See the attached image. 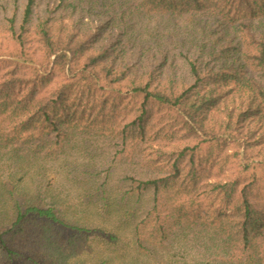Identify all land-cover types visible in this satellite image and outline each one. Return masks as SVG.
<instances>
[{"label": "trees", "instance_id": "16d2710c", "mask_svg": "<svg viewBox=\"0 0 264 264\" xmlns=\"http://www.w3.org/2000/svg\"><path fill=\"white\" fill-rule=\"evenodd\" d=\"M100 2L21 0L11 10L6 31L20 50L0 63L4 157L51 162L83 143L124 165L131 184L124 179L117 203L109 204L101 188L91 203L100 214L119 216L121 225L131 227L138 255L130 264H161L157 260L163 255L154 256L162 252L165 264H264L260 182L240 189V178L209 182L210 175L194 169L196 151L206 143L234 145L247 161L258 149L256 158L264 166L259 153L264 146V0H108L101 4L115 12L108 22L96 28L82 23ZM166 13L218 17L231 25L240 41L229 40L225 52L240 54V65L219 74L200 58H184L187 77L166 71L159 78L157 72L170 62L167 51L158 53L161 61L153 65H161L149 72L141 63L119 62L114 48L119 40L102 42L108 26L121 29L125 44L124 38L130 42L132 37L127 20ZM31 32L42 54L38 63L25 50ZM139 53L144 54L143 47ZM187 159L191 169L182 179ZM250 168L245 164L246 171ZM13 186L0 182V245L7 254L21 256L8 249L7 240H22L36 223L59 225L109 246L118 243L119 236L99 225L60 217L56 201L20 195ZM200 188L204 196L195 195ZM190 196L198 201L190 198L187 204L183 199ZM188 206L196 209L190 212Z\"/></svg>", "mask_w": 264, "mask_h": 264}, {"label": "rangeland", "instance_id": "374dc122", "mask_svg": "<svg viewBox=\"0 0 264 264\" xmlns=\"http://www.w3.org/2000/svg\"><path fill=\"white\" fill-rule=\"evenodd\" d=\"M97 1L101 2L99 7L92 11L95 13H90L88 18L82 20V23H91L92 28L105 24L115 13L109 6L101 5L108 0H95ZM20 4L21 0H0L1 64L7 60L9 53L20 50L19 45L11 40L10 33L6 31L11 10ZM125 26L132 35L131 38H127L130 42L124 38V44L119 39L121 29L110 26L106 28L107 33L102 42L119 40V44L114 46L119 62L131 65L141 63L149 72L161 65L158 63L153 65L154 61H161V55L158 53L167 51L170 62L157 72L159 78L166 71H174L178 78L187 77L188 64L184 58H200L204 63L208 62L211 68L213 66L215 72L219 74L231 73V70L241 62L238 57L240 54L225 52L230 49L227 46L229 40L234 39L236 43L240 41L237 39V30L218 17L151 14L139 21L127 20ZM25 38H27L25 50L38 63L42 54L38 51L33 33H28ZM244 40L246 45L250 42L248 37ZM141 47L144 48L143 55L139 53ZM212 51L215 53L212 56L208 55ZM186 82H191V79ZM123 89V92H126V88ZM217 116L219 117L218 114ZM258 127L261 128L260 125ZM75 144L73 143L71 147ZM76 146L78 147L72 152L68 151L67 155L59 156L57 160L51 162L4 157V151L0 149V182H8L10 189H14L13 184L16 183L17 193L20 195L39 194L48 201H56L63 211L60 217L77 225L90 227L99 225L107 232L119 236L118 243L109 246L92 238L87 239L80 232L67 230L59 225L50 224L47 227L45 224L36 223L31 225L33 228L27 237L21 236L22 240H17L16 243L7 240L8 249L19 252L21 255L19 258L7 254L0 245V264H130L138 255L132 243L131 227L125 228L121 225L119 216L100 214V209L91 203L96 200L95 192L100 188L109 198V204L117 203L116 196L123 187L124 179L131 174L130 171L122 164L112 163L111 159L107 161L100 157L99 149H91V146L83 143ZM259 148L260 157L263 159L264 146ZM237 150L234 145L221 148L218 144H202L196 151L194 169L210 175L209 182L225 183L240 178L243 181L240 189L243 187L242 184L258 180L260 183L256 190L264 192V166L255 155L258 149L250 151L252 155L249 161L240 153L237 154ZM189 163L190 160L187 159L183 164L182 179L191 169ZM247 163L251 164L249 171L244 169ZM126 182L131 184L128 179ZM195 195L204 196L202 188ZM190 198L197 200V196L184 197L183 200L189 204ZM217 203L218 201L214 204ZM113 207L115 206L111 208ZM194 207L188 206L186 209L192 212L196 209ZM159 255L163 257L157 261L165 264L168 261L166 252L154 257ZM154 260L151 262L154 263Z\"/></svg>", "mask_w": 264, "mask_h": 264}]
</instances>
